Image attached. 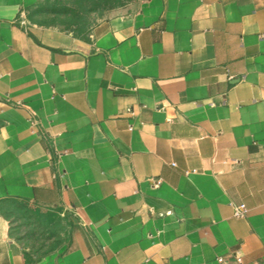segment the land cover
Instances as JSON below:
<instances>
[{
  "label": "crops",
  "instance_id": "0c3cea01",
  "mask_svg": "<svg viewBox=\"0 0 264 264\" xmlns=\"http://www.w3.org/2000/svg\"><path fill=\"white\" fill-rule=\"evenodd\" d=\"M0 0V207L59 209L0 264H264V0H139L83 37ZM244 205L243 218L234 206Z\"/></svg>",
  "mask_w": 264,
  "mask_h": 264
},
{
  "label": "rangeland",
  "instance_id": "374dc122",
  "mask_svg": "<svg viewBox=\"0 0 264 264\" xmlns=\"http://www.w3.org/2000/svg\"><path fill=\"white\" fill-rule=\"evenodd\" d=\"M76 0H49L46 8L67 9L58 14L44 13L34 17L37 22L52 24L61 30H72L68 26L79 18L90 28L102 19L107 12L139 0H83V6H77ZM0 214L9 225V235L18 243L28 257H41L63 244L69 235L70 220L59 209L40 213L37 209L5 203L0 207Z\"/></svg>",
  "mask_w": 264,
  "mask_h": 264
},
{
  "label": "trees",
  "instance_id": "16d2710c",
  "mask_svg": "<svg viewBox=\"0 0 264 264\" xmlns=\"http://www.w3.org/2000/svg\"><path fill=\"white\" fill-rule=\"evenodd\" d=\"M49 0H47L46 2H48ZM75 5L82 7L83 6V0H76L73 2ZM47 4V3H46ZM46 4H40L37 5L36 7H34L32 10L29 11L28 13V19L37 25L40 26H51L52 24L50 23H44V22H37L34 20V17L39 15V14H44V13H52V14H58L59 12H62L63 10L67 12V9H52L50 10L49 8H46ZM68 26H72L73 29L72 30H68L66 28V31H71L75 36L78 37H83L84 35L87 34V32L89 31V28L83 21L82 19H78V20H72L71 22H69ZM5 203H9V201H4L2 204Z\"/></svg>",
  "mask_w": 264,
  "mask_h": 264
},
{
  "label": "built area",
  "instance_id": "2783aa9c",
  "mask_svg": "<svg viewBox=\"0 0 264 264\" xmlns=\"http://www.w3.org/2000/svg\"><path fill=\"white\" fill-rule=\"evenodd\" d=\"M233 210H234V217H236V218H243L246 215V213H247V210H246L244 205L234 206ZM217 262L219 264H223L224 263L222 258H218Z\"/></svg>",
  "mask_w": 264,
  "mask_h": 264
}]
</instances>
